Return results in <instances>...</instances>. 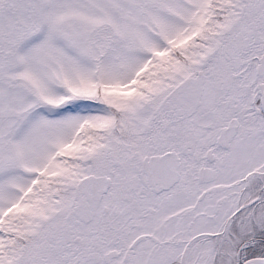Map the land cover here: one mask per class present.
<instances>
[{
  "label": "snow or ice",
  "instance_id": "1",
  "mask_svg": "<svg viewBox=\"0 0 264 264\" xmlns=\"http://www.w3.org/2000/svg\"><path fill=\"white\" fill-rule=\"evenodd\" d=\"M0 264H264V0H0Z\"/></svg>",
  "mask_w": 264,
  "mask_h": 264
}]
</instances>
